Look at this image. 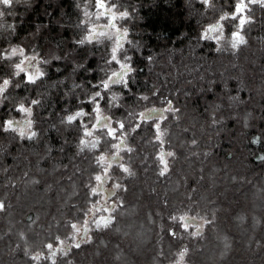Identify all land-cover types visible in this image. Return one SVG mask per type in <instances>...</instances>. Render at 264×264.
I'll return each instance as SVG.
<instances>
[{"label":"trees","instance_id":"trees-1","mask_svg":"<svg viewBox=\"0 0 264 264\" xmlns=\"http://www.w3.org/2000/svg\"><path fill=\"white\" fill-rule=\"evenodd\" d=\"M87 4L103 9L0 6V52L23 47L43 70L27 83L0 56V125L14 126L0 131V264H264V7L241 32L234 0H106L117 38L84 42ZM108 201L107 228L49 254ZM198 219L201 233L184 226Z\"/></svg>","mask_w":264,"mask_h":264},{"label":"rangeland","instance_id":"rangeland-1","mask_svg":"<svg viewBox=\"0 0 264 264\" xmlns=\"http://www.w3.org/2000/svg\"><path fill=\"white\" fill-rule=\"evenodd\" d=\"M9 5H10V0H9ZM0 6H5V5L0 4ZM84 11H85L87 25L90 26V32L85 38L84 42H90L92 40L93 41L96 40L99 42L106 39L117 38V32L113 30V28H111L110 26L111 24H109V22L105 23V21L102 20V14H104V12L110 11L107 6L101 9L100 11H96L95 9H92L91 5L87 4ZM214 36L216 37L217 40L221 41L223 45L222 47L231 48L233 50H236L238 48L237 42L239 41V37H234L230 40H227L224 36L223 31L215 32ZM4 52L8 53V57L5 59L16 61L17 76L27 74L30 77L31 81H36L37 79L43 76L41 61H39L36 56H32L28 54L23 47H11L5 50ZM0 99H1V94H0ZM30 112L31 111L29 109L22 110L25 121L32 122ZM79 118L81 117L79 116ZM31 126L32 124L30 123V125L28 126L25 125L24 127L17 128L16 131L18 134L22 135L23 137H30L34 134ZM104 126L107 127L109 126V129L110 131H112V134L113 132H115V130L111 128L110 121L106 122ZM98 138L99 137L97 135L95 128L87 132L86 144L89 150L94 149L97 146L99 142ZM119 152H117V154H114V156L118 157L120 155ZM111 157L112 156L108 157L106 155H102L99 157L100 159L99 161L106 168H108L107 166L110 165L109 161L112 159ZM109 180H107V182L103 186L102 178H100L99 176L97 179L96 189L98 188L99 190V188L107 187L109 185ZM106 189L109 191L112 188L107 187ZM115 201L120 202L119 200H115ZM113 210H114V206L113 203L110 201H108L106 207L104 208L100 207L96 209V213H94V217L92 218V220H90V222H88L87 224H85V222L76 223L74 225V229L70 238H68L67 241L61 243L59 246H51L49 248V254L53 253V257H55L58 255L59 249H64L65 251H68L72 246L81 245L85 242H89L91 240V234L93 232V229H104L108 227V223L106 222L110 220V216L112 215ZM183 221H186L185 218L183 219ZM183 223L187 230H192L193 233L195 234L201 233L206 225L204 219H198L197 221L192 220L190 221V223L187 224L186 222ZM61 251L59 253H61ZM178 262L183 263L184 258H180Z\"/></svg>","mask_w":264,"mask_h":264},{"label":"snow or ice","instance_id":"snow-or-ice-1","mask_svg":"<svg viewBox=\"0 0 264 264\" xmlns=\"http://www.w3.org/2000/svg\"><path fill=\"white\" fill-rule=\"evenodd\" d=\"M200 2L207 7L209 0H200ZM259 2L261 7H264V0H240V3H236L234 0V7H233V11L230 17H228V19H231L233 21H237L239 26H240V31H243L244 25L247 24H251L253 23V20L251 19V17L249 16V13L251 11V8L249 7L250 4L252 3H256ZM0 4H3L5 6L9 5V0H0ZM97 6L100 8H105L106 7V0H97ZM214 31V29H213ZM234 35H239V33H234ZM202 37L205 38L207 40V31L202 33ZM215 41V40H213ZM239 44V41L237 42V46ZM0 56H4L5 58L8 57V53L7 52H0ZM122 75H127V72L123 73ZM24 80L27 83H30V77L25 74L24 75ZM8 81H4V83H7ZM17 112L22 111V106H18L16 108ZM10 126H12L13 130H14V126H13V122L5 119L2 123V125H0V131L6 132L10 129ZM252 143L254 145H258L261 143L260 138L256 137L253 139ZM259 159L264 160V155L260 156Z\"/></svg>","mask_w":264,"mask_h":264}]
</instances>
